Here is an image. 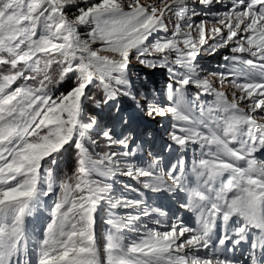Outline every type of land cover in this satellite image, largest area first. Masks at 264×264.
Masks as SVG:
<instances>
[{
    "label": "snow or ice",
    "instance_id": "obj_1",
    "mask_svg": "<svg viewBox=\"0 0 264 264\" xmlns=\"http://www.w3.org/2000/svg\"><path fill=\"white\" fill-rule=\"evenodd\" d=\"M223 3L0 0V264H264V0L212 10ZM224 48L222 70L201 75L200 54ZM134 63L163 69V89L137 87ZM128 101L169 121L174 163L161 168L152 150L137 161ZM92 109L114 112L115 124ZM190 149L200 155L189 168ZM69 150L75 165L60 177ZM148 193L193 213L196 227L169 220Z\"/></svg>",
    "mask_w": 264,
    "mask_h": 264
},
{
    "label": "rangeland",
    "instance_id": "obj_2",
    "mask_svg": "<svg viewBox=\"0 0 264 264\" xmlns=\"http://www.w3.org/2000/svg\"><path fill=\"white\" fill-rule=\"evenodd\" d=\"M147 2H152V0H147ZM187 4H188L189 9H191L193 6H195L197 11H200V9H201L200 5H198V4L193 5V0H187ZM227 6H229V0H224L223 4L213 5L212 10L213 11H224V10H226ZM69 12H70V16H71L74 12V9L69 11ZM203 18L204 17L201 16V17H196L195 19L198 22L200 19H203ZM208 19L211 20L212 17H208ZM171 27H172V25L169 24L170 29H171ZM209 27H211V25H209ZM80 31H81V36L83 38H87L88 29L85 27H82ZM226 54L232 55V53L230 52V49H228V48L221 49V50H219L218 53H216L214 55H208V54L202 52L200 54V56L197 58V63L199 65V67L201 69H203L201 75L207 76V74L210 72L221 71L222 69L219 68V65L224 63L223 57ZM132 70H134V72L137 71L136 73L140 77L139 80L137 79V75H136V77H133V80L136 82L137 87H139L141 84H143L144 85L143 89H145V90L150 91L152 88H156L158 90L163 89L165 83L167 82V73L163 69H156L153 71V70L143 68L141 65L134 63L132 65ZM146 74H147V81L144 80V76ZM209 79H212V77H209ZM157 80L159 83H157ZM217 87H220V86L217 85ZM59 89H60V87H59ZM224 90H226L228 92L229 97L231 98V92L233 89L230 86L225 85ZM59 91H61V90H59ZM194 91H195V89H190V92H194ZM205 99H210V97H206ZM127 103L132 104L130 101H128ZM246 103H247L246 101L242 102L241 106L244 107L246 105ZM136 112H138V114H141L144 117L143 125L139 122L133 124V130H134L135 134L137 135L140 132L142 133V134L140 133L141 135H138L139 139H138V142H136V143L139 145H142V147L144 149L143 151H140L137 153V157H136L137 161L141 162V161L147 160L148 159L147 151L152 150L154 152H159L160 155L162 156V161H161V165H160L161 168H165L166 166H169L171 163H174L176 161V159L180 156L179 151L177 150L175 152L169 153L165 149L164 145H162L163 142H164V144H166V142H167V131L169 130V121L164 120L160 117H155V118L148 117L145 112H140L139 110H136ZM114 116H113V118H114ZM139 141H140V143H139ZM106 150L107 149H104V151H106ZM199 155H200V153H199L198 149L196 151H192L190 149L187 152V154L184 156V159H185L189 168L191 167L193 160L199 158ZM117 179L119 181H122V183L132 184L135 187H139V185H137L135 181L131 180L128 177L120 176V177H117ZM116 187L118 190H120L122 188V185L118 184ZM125 194L129 195V196L134 195L131 192H127ZM148 196L152 197V199L150 200V203H152L154 206H157V200L158 199L163 200L162 198H157L156 196H153L150 193L146 194V198ZM176 205H177V203H175L174 201H172L170 199H164L162 201V203L161 202L158 203L157 207H161L162 210H164L168 213L169 220L176 219L177 217H179L181 219L182 214L180 212L175 213L174 210H171V208L175 207ZM106 208H107V206H106ZM123 211L124 210H121V212H123ZM31 220L34 223H38V226H40V227L43 223L39 212L37 213L36 216L31 218ZM152 226L155 227L154 225H152ZM105 229L106 228H104L102 230V233L100 235V239H101V242H103V245L105 242L104 241ZM126 235H131V233H126ZM98 243L100 244L99 240H98Z\"/></svg>",
    "mask_w": 264,
    "mask_h": 264
},
{
    "label": "trees",
    "instance_id": "obj_3",
    "mask_svg": "<svg viewBox=\"0 0 264 264\" xmlns=\"http://www.w3.org/2000/svg\"><path fill=\"white\" fill-rule=\"evenodd\" d=\"M68 14L70 15V12ZM133 72H134V70H133ZM136 72H134L135 74L133 75V77H136V75H137ZM72 86H73L72 80H68L63 85L60 86L59 90L66 91V90L70 89ZM143 90H145V89H143ZM129 110H133V111L136 112V109L134 108L133 104H129V103L126 102L125 105L123 106V111H124L125 114H129ZM92 111H93L94 114L98 115V119L100 120L102 125L112 126V125L115 124V119L113 118V116L115 115L114 112L102 111V110H98V109H92ZM136 113H138V112H136ZM133 120H134V124L138 123V121L134 117H133ZM140 133H138L136 135L137 142H138V139H139L138 135L142 134V133L141 134ZM139 143H140V141H139ZM138 145L139 144L135 143V144L132 145V147L135 148ZM101 150H104V149H101ZM74 155L75 154H74L73 150H69L67 153H65V155L61 159V161L59 163V167L57 169L58 176L63 177L65 172H67L69 174L71 173V170L74 168V165H75ZM106 214H107V210H106V206H105V210L100 213L101 220L99 222V231H98L99 232V241H100L99 245L101 247V251L103 249V242H101L100 235L102 233V230L104 228H107V225L104 224V219L107 218ZM30 228H31L32 231H33V229H38L39 228L38 223H34L31 220V218H30Z\"/></svg>",
    "mask_w": 264,
    "mask_h": 264
}]
</instances>
